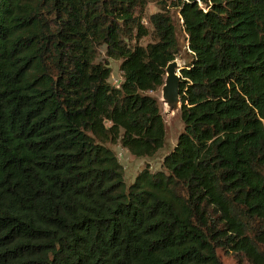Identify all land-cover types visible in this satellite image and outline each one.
<instances>
[{
	"label": "trees",
	"instance_id": "obj_1",
	"mask_svg": "<svg viewBox=\"0 0 264 264\" xmlns=\"http://www.w3.org/2000/svg\"><path fill=\"white\" fill-rule=\"evenodd\" d=\"M144 6L0 0V264H264V0L171 1L182 129L127 184L108 144L163 148L147 92L179 53L166 2Z\"/></svg>",
	"mask_w": 264,
	"mask_h": 264
},
{
	"label": "rangeland",
	"instance_id": "obj_2",
	"mask_svg": "<svg viewBox=\"0 0 264 264\" xmlns=\"http://www.w3.org/2000/svg\"><path fill=\"white\" fill-rule=\"evenodd\" d=\"M166 2L168 6V12L172 16L175 26H176V35L179 43V53L175 58L178 63V67H182L185 61L189 59V53L187 49V41L186 34L183 31L181 20L179 18L178 8L172 6V0H145L144 6V20H146L147 16L153 12L158 10V7L162 2ZM151 41L150 36L143 37L139 40V43L146 44ZM98 59L101 61H105L111 68V73L108 81L113 86H118L121 81V73L119 70L120 60L114 59L111 57H107L104 52V48H99ZM149 95L154 96L158 101L161 115L165 122V130H166V138L165 144L163 148H161L153 157H141L137 158L129 153V151L122 147L119 143L108 144L109 147L113 149V151L118 156L119 161L121 162L124 170V177L126 183H130L133 181L136 173L142 169L146 164H148L151 171H156L161 168V162L164 154H166L172 146H174L176 142V138L178 133L182 129V123L180 121V103L178 102L176 106L170 108L169 105L165 104L161 98L160 88L155 91H148ZM217 254L220 257L222 264H237V261L234 256L231 254H225L222 250L218 249Z\"/></svg>",
	"mask_w": 264,
	"mask_h": 264
},
{
	"label": "water",
	"instance_id": "obj_3",
	"mask_svg": "<svg viewBox=\"0 0 264 264\" xmlns=\"http://www.w3.org/2000/svg\"><path fill=\"white\" fill-rule=\"evenodd\" d=\"M180 69L181 67H178L176 59L168 62L165 66V76L160 92L162 100L170 108H173L179 102Z\"/></svg>",
	"mask_w": 264,
	"mask_h": 264
}]
</instances>
